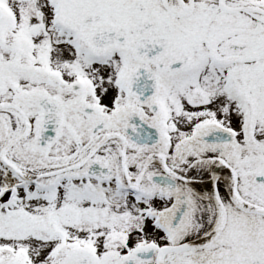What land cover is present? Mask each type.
Returning <instances> with one entry per match:
<instances>
[{
  "label": "snow or ice",
  "instance_id": "1",
  "mask_svg": "<svg viewBox=\"0 0 264 264\" xmlns=\"http://www.w3.org/2000/svg\"><path fill=\"white\" fill-rule=\"evenodd\" d=\"M0 264H264V0H0Z\"/></svg>",
  "mask_w": 264,
  "mask_h": 264
}]
</instances>
